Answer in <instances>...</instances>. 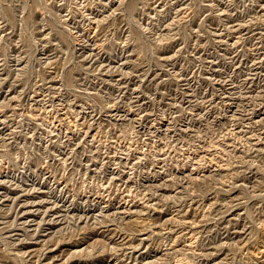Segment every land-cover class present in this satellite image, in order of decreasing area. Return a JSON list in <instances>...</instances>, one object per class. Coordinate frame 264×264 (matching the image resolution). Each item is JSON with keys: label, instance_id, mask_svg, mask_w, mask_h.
Masks as SVG:
<instances>
[{"label": "rangeland", "instance_id": "obj_1", "mask_svg": "<svg viewBox=\"0 0 264 264\" xmlns=\"http://www.w3.org/2000/svg\"><path fill=\"white\" fill-rule=\"evenodd\" d=\"M0 264H264V0H0Z\"/></svg>", "mask_w": 264, "mask_h": 264}]
</instances>
